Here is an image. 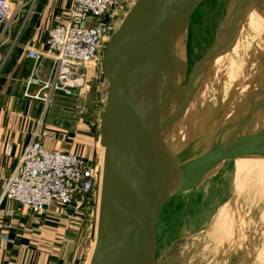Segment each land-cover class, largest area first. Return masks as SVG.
Here are the masks:
<instances>
[{
    "label": "rangeland",
    "instance_id": "rangeland-1",
    "mask_svg": "<svg viewBox=\"0 0 264 264\" xmlns=\"http://www.w3.org/2000/svg\"><path fill=\"white\" fill-rule=\"evenodd\" d=\"M135 2H119L115 31ZM172 49L165 64L151 61L139 90L145 111L163 113L162 136L177 166L264 128V0H203ZM107 87L98 63L88 72L86 89L64 99V127L80 121L96 140ZM102 154L97 144L99 162ZM245 158L251 164L241 190H235V158L208 170L165 205L156 228L159 264H264V191L255 184L264 177V157ZM97 196H90L74 228L80 264L88 263L94 248Z\"/></svg>",
    "mask_w": 264,
    "mask_h": 264
},
{
    "label": "water",
    "instance_id": "water-1",
    "mask_svg": "<svg viewBox=\"0 0 264 264\" xmlns=\"http://www.w3.org/2000/svg\"><path fill=\"white\" fill-rule=\"evenodd\" d=\"M203 0H136L105 44L100 70L108 87L97 126L103 148L98 232L89 264H159L157 221L165 205L218 164L264 156V128L222 142L177 166L163 139V113L147 114L141 79L172 48Z\"/></svg>",
    "mask_w": 264,
    "mask_h": 264
},
{
    "label": "built area",
    "instance_id": "built-area-1",
    "mask_svg": "<svg viewBox=\"0 0 264 264\" xmlns=\"http://www.w3.org/2000/svg\"><path fill=\"white\" fill-rule=\"evenodd\" d=\"M121 0H72L70 8L47 28L42 40L44 51L30 48L26 58L33 63L27 86H36L33 96L48 112L54 98L80 95L87 86L89 70L101 62L102 53L116 27ZM38 0H0V46L6 32L19 25L24 29ZM18 34L13 38L14 45ZM48 58L50 71L40 76ZM6 57L1 58L4 61ZM46 131L34 133L17 167L2 181L1 198L16 203L33 215L56 211L67 227L82 222L93 192L98 193L102 164L59 149H48Z\"/></svg>",
    "mask_w": 264,
    "mask_h": 264
},
{
    "label": "crops",
    "instance_id": "crops-1",
    "mask_svg": "<svg viewBox=\"0 0 264 264\" xmlns=\"http://www.w3.org/2000/svg\"><path fill=\"white\" fill-rule=\"evenodd\" d=\"M71 2L38 0L24 29L19 32V25H15L4 34L0 46V264H80L79 248L74 247L79 241L75 229L67 227L55 210L33 215L1 198L2 181L17 167L34 133L44 130L53 137L45 140L48 149L74 152L91 163L97 161L99 136L95 140L80 121L70 129L64 127L65 98L56 96L45 113L43 102L33 97L38 88L27 86L33 66L26 58L27 50L44 51L41 42L47 28L68 11ZM3 57L6 59L1 62ZM49 71L46 58L40 76Z\"/></svg>",
    "mask_w": 264,
    "mask_h": 264
},
{
    "label": "bare ground",
    "instance_id": "bare-ground-1",
    "mask_svg": "<svg viewBox=\"0 0 264 264\" xmlns=\"http://www.w3.org/2000/svg\"><path fill=\"white\" fill-rule=\"evenodd\" d=\"M261 4V3H260ZM263 7V6H262ZM253 24H256L258 21H257V19H253ZM231 27V26H230ZM230 34H231V32H229ZM235 33V32H234ZM183 34V33H182ZM232 34H233V32H232ZM228 37H232V36H228ZM232 39V38H231ZM230 39V40H231ZM229 40V41H230ZM229 43V42H228ZM227 43V44H228ZM224 44V43H223ZM221 46H223L224 47V45H222V43H221ZM226 48V47H225ZM224 49V48H223ZM220 50V49H219ZM224 51V50H223ZM219 52H221V50L219 51ZM222 53V52H221ZM217 57H219V56H217ZM231 61H234L233 59L231 60ZM165 64V63H164ZM167 64V63H166ZM232 67V66H231ZM168 70V69H167ZM205 70V69H204ZM203 70V71H204ZM165 71H166V69H165ZM169 72V71H168ZM167 72V73H168ZM165 74V73H164ZM166 80H168V77H167V79ZM165 80V81H166ZM164 82V81H163ZM255 86H256V84H255ZM142 104V103H141ZM164 106V105H163ZM167 108V107H166ZM187 109V108H186ZM175 111V110H174ZM177 112V111H176ZM146 113L147 114H150V111H146ZM185 113V112H184ZM178 114V113H177ZM180 114V113H179ZM184 116H186L185 114H183ZM252 115V114H251ZM183 117V116H182ZM248 117H250V115L248 116ZM242 120H243V118H242ZM247 120V116H245V121ZM178 121V120H177ZM172 123H175V122H172ZM238 123H241V120L238 122ZM174 125H176V124H174ZM164 127H166V126H164ZM194 127V126H193ZM171 128V127H170ZM190 129V128H189ZM165 130V129H164ZM170 130V129H169ZM260 130V129H259ZM258 131V130H257ZM255 132V131H254ZM168 133V132H167ZM253 133V132H252ZM192 136V135H191ZM170 152V151H169ZM102 153H103V148H102ZM246 156H240V157H238V158H236L235 159V169H236V177H235V182H236V185H235V190L236 191H239V190H241V188H242V186H243V179H244V177H245V175H246V171H247V167H248V165H249V163L251 162L249 159H246L245 158ZM262 157H264V156H262ZM101 164H102V166H103V154H102V159H101ZM251 164V163H250ZM256 185H257V188H260V189H262L263 191H264V177H263V179L262 180H260V181H258V182H256L255 183ZM260 186H262V187H260ZM98 206H97V209H96V211H95V216H96V219H97V221H98V217H99V210H100V204H101V184H100V187H99V191H98ZM227 206V205H226ZM226 206H224V207H222V209H221V211H220V214H219V219H220V222L221 223H223V222H225V218H226V212H227V208H226ZM219 221V220H218ZM97 232H98V226L96 225V227H94V238H95V240H96V237H97ZM95 246V242L93 243V247ZM91 254H92V251H91V253H90V257H89V261H90V258H91ZM89 261H88V263L87 264H89Z\"/></svg>",
    "mask_w": 264,
    "mask_h": 264
}]
</instances>
